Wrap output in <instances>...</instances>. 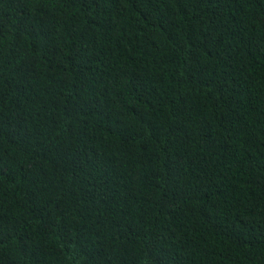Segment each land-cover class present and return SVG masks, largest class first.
I'll use <instances>...</instances> for the list:
<instances>
[{"label": "trees", "instance_id": "16d2710c", "mask_svg": "<svg viewBox=\"0 0 264 264\" xmlns=\"http://www.w3.org/2000/svg\"><path fill=\"white\" fill-rule=\"evenodd\" d=\"M0 264H264V0H0Z\"/></svg>", "mask_w": 264, "mask_h": 264}]
</instances>
